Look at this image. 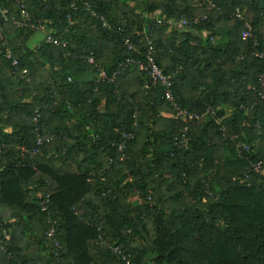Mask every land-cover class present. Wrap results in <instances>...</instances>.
Returning a JSON list of instances; mask_svg holds the SVG:
<instances>
[{"label": "trees", "instance_id": "trees-1", "mask_svg": "<svg viewBox=\"0 0 264 264\" xmlns=\"http://www.w3.org/2000/svg\"><path fill=\"white\" fill-rule=\"evenodd\" d=\"M72 1L22 0L66 42L30 46L35 31L15 23L21 6L0 0V264H264V173L252 168L264 159V64L254 55L264 50V0H94L111 28L80 2L69 25ZM154 16L205 18L173 28ZM149 40L179 106L214 113L174 117L164 85L127 61L144 59ZM36 127L57 137L32 154ZM185 127L187 144L174 148ZM123 131L133 137L122 156Z\"/></svg>", "mask_w": 264, "mask_h": 264}, {"label": "built area", "instance_id": "built-area-1", "mask_svg": "<svg viewBox=\"0 0 264 264\" xmlns=\"http://www.w3.org/2000/svg\"><path fill=\"white\" fill-rule=\"evenodd\" d=\"M93 1L94 0H73L72 2H70L65 8V9H67V13H66L65 17L67 18L68 24L71 25L74 23V16L77 15V11H78L77 4H78V2H80L85 7V9L91 13L92 16H94L95 18H97L98 20L101 21L102 26H104L105 28H111L110 22H108L103 15L98 14L94 10V8L92 6ZM17 2L21 6L20 19L15 20V23L18 27L28 28L31 31H40L42 33V37H43L42 39L47 43H52L55 45H62V46L66 45L65 41L54 36L53 33L51 32V30L48 29L43 23H41L37 19H34V20L31 19L29 12L24 7V4L22 3V0H17ZM213 5L214 4H211V6H213ZM231 14H234V16H236L239 19H243V15H242V12H241L239 7H236L234 12H232ZM203 18H205V16H203V17L194 16L192 19H189L186 16L180 17L178 19H163L161 17L154 16L153 18H151V21H152V25L169 24L173 28H183V27L188 26V25L198 24L201 20H203ZM251 29H252L251 23L246 22L245 27L241 32V37L244 40L248 39V37H250V36L253 37ZM124 44L126 45L127 49L133 48L132 47L133 45L131 44V42L128 38H126L124 40ZM254 44H255V41H254ZM153 53H154V47L149 40L146 56L144 59L136 58V59H128L127 61L130 63H135L136 66L138 67V69L145 73V75L147 76V80H148L149 84H151L153 86H155V85L157 86V84L164 85V87H165L164 88V97H165L166 101L168 103H170V105L174 109V117L175 118H181L184 121L190 122V121H192V119L194 120L195 118H199L200 116L208 114L211 111H213V110H211L210 107H205L204 112L199 114V113H196L193 111H189L186 108L184 109V108L180 107L175 96H174L173 90H172L171 76L166 74L163 71V69L157 64ZM254 55L257 56V58H260L264 64V50H260V49L256 48L254 51ZM5 56L11 60V65L13 67V73H18L22 80L29 81L30 79L28 78V69L27 68H20L19 59L17 57L12 56L10 50H7L5 52ZM87 59H88V62H90V63L94 62L93 57H91V56H89ZM118 73L119 72H117V71L114 72L111 77H108V80L114 81V79L116 78ZM99 78H101V79L107 78V75H106L103 68H99ZM67 80L70 81L71 76H68ZM257 80H258V82L256 83L257 84L256 86H257L258 94L260 95V97H262L264 99V94L262 92V90L264 88V70L259 74V77ZM251 89L255 90V86H252ZM211 113H214V112H211ZM38 118H39V114H37L34 117V120L38 121ZM35 134L37 135L36 136L37 140H36L35 145L30 149L25 148L26 152H30L32 154H37L38 152H40L41 147L44 145V143L49 142L51 140H54L57 137L54 134H51L49 136L40 135V131H39L38 127L35 128ZM132 137H133V134L131 132L123 131L121 139L116 145L117 154H121L122 156L124 155L125 148L127 146V142ZM187 142H188V134H187V129L185 127L180 131L179 137L178 138L176 137L174 144L172 146L174 148H178V147L186 145ZM242 144H243L244 148L247 146L244 143H242ZM247 148H248V146H247ZM263 167H264V159H262L256 163L253 162V164H252L253 170L257 171V170L263 169L262 172L264 173ZM48 201H49V194H47L46 197L40 202L41 208L43 211L47 210V202ZM48 221L51 222L52 226L47 231V236H48V238H51L52 241L54 242L55 248L53 251V257L55 259H57L60 256V251H59L60 242L57 239V237L55 236V225H54L55 222H53L50 218H48ZM111 249L117 255H120L121 258L126 261V263L129 262L128 257L122 252V250L120 249L119 246H117V245L113 246Z\"/></svg>", "mask_w": 264, "mask_h": 264}, {"label": "rangeland", "instance_id": "rangeland-1", "mask_svg": "<svg viewBox=\"0 0 264 264\" xmlns=\"http://www.w3.org/2000/svg\"><path fill=\"white\" fill-rule=\"evenodd\" d=\"M41 39L42 33L40 31H35L33 36L31 37L29 45H34L35 43H38Z\"/></svg>", "mask_w": 264, "mask_h": 264}, {"label": "water", "instance_id": "water-1", "mask_svg": "<svg viewBox=\"0 0 264 264\" xmlns=\"http://www.w3.org/2000/svg\"><path fill=\"white\" fill-rule=\"evenodd\" d=\"M0 21H1V16H0ZM0 39H2V34H1V32H0Z\"/></svg>", "mask_w": 264, "mask_h": 264}, {"label": "crops", "instance_id": "crops-1", "mask_svg": "<svg viewBox=\"0 0 264 264\" xmlns=\"http://www.w3.org/2000/svg\"><path fill=\"white\" fill-rule=\"evenodd\" d=\"M43 38V37H42ZM41 40H43V39H41ZM37 43H35L34 45H30V46H35Z\"/></svg>", "mask_w": 264, "mask_h": 264}]
</instances>
